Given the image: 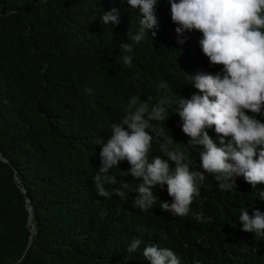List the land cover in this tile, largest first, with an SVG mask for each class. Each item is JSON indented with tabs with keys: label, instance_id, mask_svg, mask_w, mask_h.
<instances>
[{
	"label": "trees",
	"instance_id": "trees-1",
	"mask_svg": "<svg viewBox=\"0 0 264 264\" xmlns=\"http://www.w3.org/2000/svg\"><path fill=\"white\" fill-rule=\"evenodd\" d=\"M113 8L119 23L102 24L103 13ZM166 13L157 7L161 27L127 53L128 67L120 45L132 43L128 33L138 29L142 16L127 0H0V150L8 160L0 155V264H141L134 254L151 244L180 253L186 262L236 264L239 239L231 225L243 207L250 209L240 183L221 191L205 173L185 217L161 211L160 200L173 199L167 185L153 189L161 195L146 212L133 207L134 193L104 198L94 187L100 152L124 114L122 105L133 95L141 102L151 96L155 104L163 95L160 82L169 85L170 96L184 98L188 75L203 66L194 47L202 33L177 34V25L163 19ZM169 119L178 122L170 109L167 121L153 123L187 153L193 170L203 171L198 153L183 146L191 138ZM151 131L150 154L164 157L162 138ZM129 168L111 169L118 183L106 188L123 180L139 183L124 174ZM28 199L34 208L32 244ZM198 212L205 222L195 219ZM134 238L142 244L128 252Z\"/></svg>",
	"mask_w": 264,
	"mask_h": 264
},
{
	"label": "clouds",
	"instance_id": "clouds-1",
	"mask_svg": "<svg viewBox=\"0 0 264 264\" xmlns=\"http://www.w3.org/2000/svg\"><path fill=\"white\" fill-rule=\"evenodd\" d=\"M127 3L131 9H138L142 18L138 29L128 33L132 43L120 45L125 66L131 67L132 57L127 53L144 40L146 33L154 29L151 36H156L161 27L156 11L162 5L167 9L163 19L177 25V34L202 33V38L194 41V47L203 66L188 75L184 98L179 95L176 100L167 92L169 85L160 82L158 88L163 95L155 104L151 103V96L141 102L140 97L133 95L122 105L124 114L118 123L112 124V135L100 152L101 167L93 177L97 194L124 198L126 193H134L133 207L146 212L156 206L161 195L153 189L167 185L173 199L171 203L160 200L161 211L172 217H185L194 198L200 195L205 173L219 182L221 191L235 190L240 183L241 196L247 195L249 200L244 204L250 209L243 207L231 225L239 239L233 252L238 257L236 264H264V0H127ZM101 23L118 24L119 10L105 11ZM174 45L175 42L170 43L167 48ZM85 92L93 94L91 88ZM169 109L178 119V122L169 119L172 127L182 137L186 134L191 138L183 146L198 153L195 160L201 163L203 171L193 170L190 167L193 161L187 153L174 146L173 137L167 136L163 127L153 123L167 121ZM149 129L162 138L159 150L164 157L151 156L153 134ZM124 168H129L124 174H130L139 183L133 186L123 180L119 187L106 188L118 183L110 170ZM28 203L33 207L31 201ZM193 215L197 221L205 222L202 212ZM31 217L30 213L32 232L34 208ZM141 244V239L134 238L127 251L136 252ZM134 255L141 264H204L199 259L186 262L180 253L161 244L147 245Z\"/></svg>",
	"mask_w": 264,
	"mask_h": 264
},
{
	"label": "water",
	"instance_id": "water-1",
	"mask_svg": "<svg viewBox=\"0 0 264 264\" xmlns=\"http://www.w3.org/2000/svg\"><path fill=\"white\" fill-rule=\"evenodd\" d=\"M0 155H1V157H2V159L4 160V161H8L7 160V158L2 154V151L0 150ZM17 180L19 181V182H21V180L17 177ZM24 192H26V190L24 189L23 190ZM29 202H30V200H28ZM29 210H30V213H31V215H32V217H31V219L33 218V207L32 206H29ZM32 225V232L34 233L35 232V226L33 225V224H31Z\"/></svg>",
	"mask_w": 264,
	"mask_h": 264
}]
</instances>
